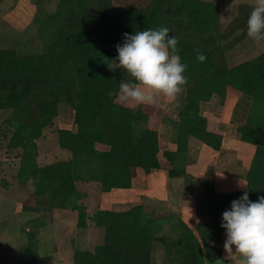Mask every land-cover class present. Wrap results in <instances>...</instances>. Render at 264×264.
<instances>
[{
  "label": "trees",
  "instance_id": "16d2710c",
  "mask_svg": "<svg viewBox=\"0 0 264 264\" xmlns=\"http://www.w3.org/2000/svg\"><path fill=\"white\" fill-rule=\"evenodd\" d=\"M132 1L136 0H122ZM55 33L42 53L19 55L13 49H0V111H10L5 124L13 131L9 148L21 150L18 178L33 184L32 201L60 197L62 207L79 200L76 183L94 181L104 193L129 190L140 171L167 172L171 179L184 177L178 167L196 139L212 150L222 148L224 134L201 113L202 104L214 97L224 100L229 91L252 101L253 109L240 129L241 141L255 152L243 190L227 194L206 182L196 208L199 238L176 214H157L147 205L126 212L100 209L91 220L103 231V242L92 251H75L73 264H152L155 243L165 246L177 264L215 263L222 257L223 213L233 200L248 192L257 202L264 196V52L252 61L229 68L221 58L232 47L219 45V8L202 0H149L146 7L118 6L114 0H60L49 17ZM167 27L178 38L181 62L187 65L185 104L180 110L174 140L175 150L161 155L159 134L151 121L160 110L156 106L125 107L117 102L122 69L110 70L118 63L117 44L124 34ZM197 51L204 62L197 60ZM117 95L110 96L109 92ZM74 112L71 130H58L60 148L71 153L67 161L47 166L38 164L37 140L58 117L59 106ZM77 228L88 227L83 205ZM35 204L23 205L24 212L41 213ZM169 224L168 236H158ZM45 223L29 221L27 242L18 264H39V233Z\"/></svg>",
  "mask_w": 264,
  "mask_h": 264
},
{
  "label": "rangeland",
  "instance_id": "374dc122",
  "mask_svg": "<svg viewBox=\"0 0 264 264\" xmlns=\"http://www.w3.org/2000/svg\"><path fill=\"white\" fill-rule=\"evenodd\" d=\"M206 1L216 4L219 8V46L233 48L221 58L223 65L233 68L252 61L264 52V42L257 45L246 34L247 20L254 0ZM59 2L60 0H0V49H13L21 56L44 52L55 33V27L50 24L49 17L56 12ZM148 3L149 0H136V2L114 0V4L118 6L146 7ZM123 74V78L128 77L126 73ZM185 95L186 91L171 104L174 106L172 109L174 114H178L184 106ZM252 109L251 99L234 91H229L224 100L214 97L209 103L202 104L201 113L223 132L224 138L219 152L197 140L191 141L187 155L178 163V167L185 174L182 178L184 181L177 190L187 197H192V205L189 206L191 209L206 182L213 183L220 194L246 188V175L254 155V147L241 141L240 129ZM10 115V111H0V156L4 160L7 159L9 168V174L0 175V196L10 201V209L5 208L0 202V252L6 264H18L22 248L26 243L28 223L39 218L45 223V227L39 233L40 244L37 256L39 264H73L75 251L83 249L93 251L102 244L103 231L97 229V233L94 234L95 231L77 228L78 213L72 209L77 200H71L69 202L72 206L71 210H66L61 206L64 199L60 197L32 201L31 181L28 182L29 185L25 183L24 188L20 187L21 181L16 177V172L19 169L18 165L20 166L21 150L9 148L13 131L5 124V120ZM73 122V110L68 105L59 106L58 117L54 119L51 127L45 129L42 134V136L45 134L44 137L37 140L39 150L42 151V157L38 160L41 167L71 159V153L60 148L58 130H71ZM176 136L175 133V138ZM169 141L172 142L169 137L162 136L161 158L164 151H174L176 148L174 141L170 145ZM167 175V172L158 170L153 180L164 185L166 178L169 179ZM3 177L8 180L5 178L2 180ZM227 178H230L231 182L228 186H226ZM169 180L172 182L169 187L172 188L175 180ZM3 182L10 183L9 190ZM134 184V189L128 190V193L144 191L146 185L151 186V173L145 174L140 171ZM123 192L111 191L105 194L103 201L106 204L108 200L122 198ZM176 201H179V197ZM15 202L30 205L35 202L36 205L45 208V211L39 215L17 212ZM144 204L151 207V201L147 203L144 200ZM151 208L157 214L169 212L166 211L167 207ZM176 218L180 219V216L176 215ZM192 227L196 235L201 238L198 225ZM169 233V224H163L158 236H168ZM89 236L92 237L91 241L85 244L84 240L86 241ZM177 263L178 257L169 255L165 246L158 243L153 245L152 264Z\"/></svg>",
  "mask_w": 264,
  "mask_h": 264
},
{
  "label": "clouds",
  "instance_id": "9594fccd",
  "mask_svg": "<svg viewBox=\"0 0 264 264\" xmlns=\"http://www.w3.org/2000/svg\"><path fill=\"white\" fill-rule=\"evenodd\" d=\"M167 27L124 34L117 44L118 63L110 70L122 69L130 79L119 84V99L125 103L156 106L162 100L175 101L185 90L187 65L181 62L178 38L169 35ZM246 34L257 45L264 42V0H254L248 17ZM197 60L207 57L197 51ZM110 96L117 95L109 92ZM221 227L226 229L224 250L230 264H264V196L257 202L244 192L223 213Z\"/></svg>",
  "mask_w": 264,
  "mask_h": 264
},
{
  "label": "crops",
  "instance_id": "0c3cea01",
  "mask_svg": "<svg viewBox=\"0 0 264 264\" xmlns=\"http://www.w3.org/2000/svg\"><path fill=\"white\" fill-rule=\"evenodd\" d=\"M202 1H206V0H202ZM207 2H209V1H207ZM128 79H130V77H128L127 80ZM117 102L120 105H123L125 107L138 106L134 102L125 103V102L121 101L119 99V97L117 99ZM172 103H173V101L162 100L160 102V110H159L158 115L156 117H154L151 121L153 129L156 130L159 134L160 146L162 144V136L163 135H166L167 137H169V140L172 141V142H170V141L168 142L169 145L172 144L173 141L175 140V133H176L175 127L177 126L178 121H179V116H178L179 113L178 114L173 113L172 109H174V106L171 105ZM44 135L42 137H44ZM194 140H196V139L191 138L189 143L191 141H194ZM167 148H169V146H167ZM253 151L255 152V148L253 149ZM38 152H39V156H38V160H39V158L41 159V157H42V153H41L42 151L40 152L39 147H38ZM6 160L1 158V156H0V175H3V176L9 174V168L7 166L8 164H7ZM38 164L40 166L39 161H38ZM18 167L20 169L19 165H18ZM19 169L16 172V177H18ZM157 171L158 170H154L151 172V186L146 185V188L144 189V191H136L134 193H128V190H122V191H124L122 198L120 197L117 199L108 200L106 204L103 200H104L105 194H109V193H104L102 191L100 183L94 182V181H89V182L88 181H79V182H77L76 183L77 190L79 193L82 194L81 198L79 200H77V204L78 205H84L87 208V214L89 217L88 227L83 229V230H89L91 232L95 231L94 234L97 233L96 230L99 228H97L95 226V223L90 218H92L95 215V213H97L100 209H106V210H110L112 212H126V211H129L136 206L143 205L144 200L147 201V203H149L151 201V207H153L154 209H156V208L158 209L159 207H167L166 211H169V212L175 213L176 215H179L180 219L183 222H185L191 229L193 228L192 226L198 225L199 220L196 217V208H197V205L199 202V197L202 194V191L200 192L199 197L196 199V201L193 202V209H191L189 206L192 205V202H191L192 197L191 196L187 197L184 195V193H180V191L177 190L178 187H180L182 181H184V179H182V178L173 179V180H175L173 183L174 186L172 188H170L169 184H171L172 182L169 179H171V178H169V179L166 178V182L164 183V185L153 180V177L156 175ZM167 177H168V175H167ZM4 178L7 179L6 177H3L2 180ZM227 179H228V181L226 183H228V184L226 186H228L231 183L230 178H227ZM10 182H12V180ZM4 184H5L6 188L9 190V184L10 183L5 182ZM20 184H21L20 187L24 188L27 183L26 184L20 183ZM28 185H29V183H28ZM134 187H135V184H133V187L131 189H129V191L134 189ZM21 192H22V194L26 195L23 191H21ZM217 192L219 193L220 191H217ZM224 193H227V192H224ZM177 197H179L178 202L176 201ZM0 202L3 203L5 208L10 209V205H9L10 201L6 197L0 196ZM11 204H12V202H11ZM14 204H15V209L17 212L22 211V213H27V214L30 213V214H38L39 215L45 211V208L41 207L44 209L41 213L24 212L23 211V205L25 203L22 204L20 202H15ZM38 207H40V206H38ZM65 209L71 210L70 207H67ZM28 228H29V223H28ZM28 228H27V230H28ZM27 230H26V232H27ZM91 235H93V233ZM38 238H39V236H38ZM91 238L92 237L89 236V238L86 241L84 240V243L88 244L91 241ZM225 241H226V233H224L223 239H222V250H223V252H222L221 259L215 263L207 262L206 264H230V261L227 259L226 252L224 250ZM26 242H27V237H26ZM82 251H89V250L83 249ZM37 261H38V259H37ZM0 264H6L4 261V256H3L2 252H0Z\"/></svg>",
  "mask_w": 264,
  "mask_h": 264
}]
</instances>
